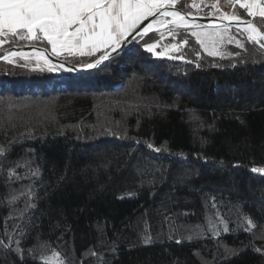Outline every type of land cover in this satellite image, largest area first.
<instances>
[{"label":"trees","instance_id":"16d2710c","mask_svg":"<svg viewBox=\"0 0 264 264\" xmlns=\"http://www.w3.org/2000/svg\"><path fill=\"white\" fill-rule=\"evenodd\" d=\"M243 3L184 11L264 33ZM193 25L78 73L34 53L0 60V264H264V47L242 27ZM196 26L221 33L216 51ZM104 51L53 53L84 66Z\"/></svg>","mask_w":264,"mask_h":264},{"label":"snow or ice","instance_id":"6c2138e0","mask_svg":"<svg viewBox=\"0 0 264 264\" xmlns=\"http://www.w3.org/2000/svg\"><path fill=\"white\" fill-rule=\"evenodd\" d=\"M178 2L182 5L178 10L169 11L165 8V5H175ZM240 2L241 0H226L229 5ZM216 4H219V0H216ZM186 6L187 0H0V32L7 30L11 34H20L21 39H36L39 38L38 34H42L52 45L54 53L57 49H76L83 54L87 49L92 54L104 48L103 54L95 61V64H100L108 59L107 49L115 51L133 32L139 29L146 34L151 25L142 29L140 26L150 16L155 17L159 13L162 17H172L170 23L186 25L181 15ZM242 6L249 10L250 15L255 14V10L264 18V0H244ZM248 27L253 32L256 31L251 24ZM18 30L24 31L18 33ZM192 35L199 38L198 33L193 32ZM147 47L152 51L154 45ZM95 64L90 63L88 67L93 68ZM3 152L4 149L0 148V153ZM252 171L256 172L257 169L253 168ZM247 223L249 227L245 231L251 232L256 225L250 219ZM145 242H148L147 239ZM0 244L4 242L0 241ZM16 251L20 252L21 249L17 247ZM40 259L45 258L41 255Z\"/></svg>","mask_w":264,"mask_h":264},{"label":"water","instance_id":"95a60500","mask_svg":"<svg viewBox=\"0 0 264 264\" xmlns=\"http://www.w3.org/2000/svg\"><path fill=\"white\" fill-rule=\"evenodd\" d=\"M165 8H172V9H180L176 7L175 5H165ZM187 13V14H185ZM181 15L188 20V22L192 24H201L206 26H235V27H243L251 30V28L248 27L249 24H251L253 27H255L256 31L252 32L255 34V37L257 40L264 44V33L261 31L259 26L251 19H244V18H238L239 20H227L222 16H212V15H203V14H193L189 13L187 11H182ZM159 16V13L155 17H148L147 20L141 24V29L149 26L155 18ZM247 22V23H245ZM152 30L148 31L146 34L150 33ZM139 32V34H137ZM145 33L141 32L139 29L137 32H133L132 36L128 38L127 41L123 42L121 45H119L115 51L112 49L108 50V59L105 61H102L100 64H95V62H92L91 64H95V67L89 68L88 64L84 66H78L72 63H69L59 56L55 55L53 52H51L48 48L36 45V44H23V45H12L6 48L0 49V60L12 56V54H19V53H35V54H41L46 59H48L51 63L54 65H57L58 67H61L65 70L71 71L73 73L83 72L87 70H92L95 68L100 67L104 62L111 59L113 56H115L117 53H119L122 49L127 47L134 39L146 35ZM90 64V63H89Z\"/></svg>","mask_w":264,"mask_h":264},{"label":"rangeland","instance_id":"374dc122","mask_svg":"<svg viewBox=\"0 0 264 264\" xmlns=\"http://www.w3.org/2000/svg\"><path fill=\"white\" fill-rule=\"evenodd\" d=\"M254 12L255 13H258V11H255V10H254ZM220 16H222L224 18H228V17L240 18V17H236V16H231V15H220ZM171 20H172V17H170V16H168V17H162V16L159 15L150 24L151 27H150L149 31L150 30H152L151 32H153V31H165L168 26H170V25H177V24L170 23ZM161 21H163V23H161ZM185 21H186V25H179V26H189V25L194 26L192 23L188 22V20H185ZM244 29H247V28H244ZM247 30H249V29H247ZM193 32L199 34V38L198 37L197 38L200 41H203L204 46L207 47L209 51H216L217 50V46L215 45L216 44L215 42L218 41V39L222 37L221 36V33H218V32H210L206 27H203V26H196V27H194ZM217 33L219 35H216ZM249 37H251V38L252 37H255V34L251 30H249ZM25 38H27V37H25ZM28 39H32V38H28ZM255 39H256V37H255ZM155 47H156V44L154 45V48ZM177 49H178V45L175 44V43H173V44H170L168 47L163 48L161 50L160 54H171V53L175 52ZM65 52L66 51H63L61 54L65 53ZM16 55H22L23 58H28V53H19V54H14L12 56H8V57H6L4 59H13ZM35 55L37 57H39V58H42V59L45 58L41 54H35Z\"/></svg>","mask_w":264,"mask_h":264},{"label":"crops","instance_id":"0c3cea01","mask_svg":"<svg viewBox=\"0 0 264 264\" xmlns=\"http://www.w3.org/2000/svg\"><path fill=\"white\" fill-rule=\"evenodd\" d=\"M23 31L24 30H18V33H23ZM5 33H8L7 32V30H5V31H3V32H0V45L2 44V42H3V37H2V34H5ZM20 35V34H19ZM38 37H42V38H44L43 36H42V34H38ZM49 45H50V49L52 50V45L49 43ZM101 49H104V48H101ZM110 49V48H109ZM53 51V50H52ZM63 51H66V52H73V53H81L79 50H76V49H73V50H67V49H65V50H60V49H57V51L55 52V53H57V54H61ZM88 50L87 49H85L84 50V52H87Z\"/></svg>","mask_w":264,"mask_h":264},{"label":"bare ground","instance_id":"6f19581e","mask_svg":"<svg viewBox=\"0 0 264 264\" xmlns=\"http://www.w3.org/2000/svg\"><path fill=\"white\" fill-rule=\"evenodd\" d=\"M170 11V10H169ZM227 20H239L238 18H235V19H230L229 17L228 18H225ZM184 20H187L186 18H184ZM159 30V29H158Z\"/></svg>","mask_w":264,"mask_h":264}]
</instances>
